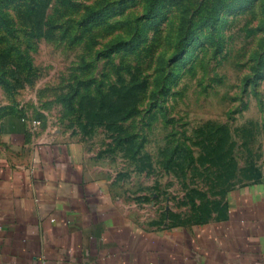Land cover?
Returning a JSON list of instances; mask_svg holds the SVG:
<instances>
[{
	"label": "rangeland",
	"instance_id": "1",
	"mask_svg": "<svg viewBox=\"0 0 264 264\" xmlns=\"http://www.w3.org/2000/svg\"><path fill=\"white\" fill-rule=\"evenodd\" d=\"M8 116L149 222L202 219L264 163V0H0Z\"/></svg>",
	"mask_w": 264,
	"mask_h": 264
},
{
	"label": "crops",
	"instance_id": "2",
	"mask_svg": "<svg viewBox=\"0 0 264 264\" xmlns=\"http://www.w3.org/2000/svg\"><path fill=\"white\" fill-rule=\"evenodd\" d=\"M0 132V264H264L262 166L220 184L202 219L149 222L66 142L16 116Z\"/></svg>",
	"mask_w": 264,
	"mask_h": 264
},
{
	"label": "built area",
	"instance_id": "3",
	"mask_svg": "<svg viewBox=\"0 0 264 264\" xmlns=\"http://www.w3.org/2000/svg\"><path fill=\"white\" fill-rule=\"evenodd\" d=\"M262 175H263V179H264V163L262 165Z\"/></svg>",
	"mask_w": 264,
	"mask_h": 264
}]
</instances>
